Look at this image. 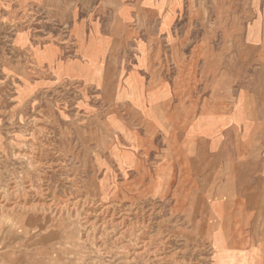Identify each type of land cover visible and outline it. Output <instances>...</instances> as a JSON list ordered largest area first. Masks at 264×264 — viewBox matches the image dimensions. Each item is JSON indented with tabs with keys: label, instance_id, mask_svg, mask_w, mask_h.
<instances>
[{
	"label": "rangeland",
	"instance_id": "1",
	"mask_svg": "<svg viewBox=\"0 0 264 264\" xmlns=\"http://www.w3.org/2000/svg\"><path fill=\"white\" fill-rule=\"evenodd\" d=\"M256 76L264 93V0H0V138L34 146L61 200L103 179L108 192L89 198L163 232L176 264H237L235 246L240 264H264V184L233 167L231 131L200 137L173 121L209 112L210 99L232 111ZM233 195L238 242L220 238L214 212ZM64 235L6 237L0 264L7 251L16 264H70L72 253L108 264Z\"/></svg>",
	"mask_w": 264,
	"mask_h": 264
},
{
	"label": "bare ground",
	"instance_id": "2",
	"mask_svg": "<svg viewBox=\"0 0 264 264\" xmlns=\"http://www.w3.org/2000/svg\"><path fill=\"white\" fill-rule=\"evenodd\" d=\"M1 106L0 100V114L3 113ZM13 118L14 115L10 116V119ZM40 128L36 126L35 132L39 133ZM32 146L21 138L11 140L8 144L0 138V243H4L6 237L10 241L19 240L22 232L27 236L31 230L49 231L55 236L58 232H63L67 235H64L67 240L78 248L91 244L96 254L108 258V264L115 260V264H176L178 254L166 253L169 240L164 237L163 232L149 235V226L143 221L128 217L127 209H123L120 203L103 200L96 202L89 198V192H108L105 185L107 182L103 179L96 181V174L83 186L84 189L75 190L77 195L86 194L81 199L64 201L51 188L45 187V182L51 176L44 170L45 164L39 160V156H34L37 151ZM9 164L18 166L9 167ZM130 209L132 210H128ZM7 252L2 256L1 264H16L12 261L13 253ZM77 254L68 255L64 262L106 264L100 260H88L86 254ZM61 262L62 259L58 258L52 264Z\"/></svg>",
	"mask_w": 264,
	"mask_h": 264
},
{
	"label": "crops",
	"instance_id": "3",
	"mask_svg": "<svg viewBox=\"0 0 264 264\" xmlns=\"http://www.w3.org/2000/svg\"><path fill=\"white\" fill-rule=\"evenodd\" d=\"M260 71V70H258ZM241 91H238L236 106L230 112H219L218 105L212 103L209 112L204 113L202 108L195 110V114L187 121V117L181 114L174 116V123L181 125L190 123V130L200 137L216 138L224 130L225 125L232 135V143L229 147L230 156L234 165L242 167L245 163L247 167V183L254 185V190L262 189L264 184V93L263 85L259 76L240 84ZM214 104V105H213ZM226 122V124L224 123ZM172 124V122H170ZM233 135L235 139H233ZM216 150H214V153ZM240 165V167H239ZM239 172V171H238ZM252 186H249V190ZM252 190V189H251ZM232 203L224 207V204L218 200L215 204V214L219 219V233L223 241H231L230 236L233 235L235 242H238L237 217L243 215L241 207H236L235 195L232 196ZM224 220V224L222 223ZM239 222L241 221L238 220ZM222 227H226L229 237L223 239ZM231 249L229 245H225L226 249ZM236 262H239V247L235 246ZM229 254H232L231 252Z\"/></svg>",
	"mask_w": 264,
	"mask_h": 264
}]
</instances>
